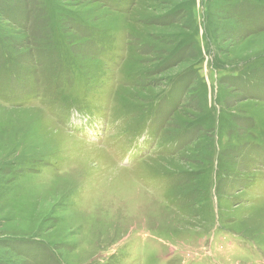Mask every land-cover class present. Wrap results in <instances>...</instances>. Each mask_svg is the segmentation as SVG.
<instances>
[{
    "label": "rangeland",
    "instance_id": "374dc122",
    "mask_svg": "<svg viewBox=\"0 0 264 264\" xmlns=\"http://www.w3.org/2000/svg\"><path fill=\"white\" fill-rule=\"evenodd\" d=\"M0 264H264V0H0Z\"/></svg>",
    "mask_w": 264,
    "mask_h": 264
},
{
    "label": "trees",
    "instance_id": "16d2710c",
    "mask_svg": "<svg viewBox=\"0 0 264 264\" xmlns=\"http://www.w3.org/2000/svg\"><path fill=\"white\" fill-rule=\"evenodd\" d=\"M152 110H153L152 108L147 109V113L151 112Z\"/></svg>",
    "mask_w": 264,
    "mask_h": 264
},
{
    "label": "bare ground",
    "instance_id": "6f19581e",
    "mask_svg": "<svg viewBox=\"0 0 264 264\" xmlns=\"http://www.w3.org/2000/svg\"><path fill=\"white\" fill-rule=\"evenodd\" d=\"M86 129H88V130H89L90 128L87 126V127H86Z\"/></svg>",
    "mask_w": 264,
    "mask_h": 264
}]
</instances>
